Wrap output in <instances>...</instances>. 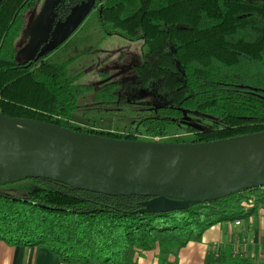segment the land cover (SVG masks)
Here are the masks:
<instances>
[{
  "label": "trees",
  "instance_id": "trees-1",
  "mask_svg": "<svg viewBox=\"0 0 264 264\" xmlns=\"http://www.w3.org/2000/svg\"><path fill=\"white\" fill-rule=\"evenodd\" d=\"M38 0H0V112L117 140L210 142L264 132V0H59L54 21L88 4L79 23L48 52L15 61L25 14ZM95 14L100 29L84 30ZM117 34L142 38L137 84L75 83L69 67ZM106 79L109 72L99 71ZM154 95L161 104L142 102ZM185 112L212 118L208 130ZM188 115H191L188 113ZM183 128L188 135L175 131ZM252 192L254 196H247ZM254 199L252 207L247 200ZM152 198L113 197L58 182L27 179L0 186V241L45 248L67 264H159L215 224L247 219L264 188L163 213H142Z\"/></svg>",
  "mask_w": 264,
  "mask_h": 264
},
{
  "label": "water",
  "instance_id": "water-1",
  "mask_svg": "<svg viewBox=\"0 0 264 264\" xmlns=\"http://www.w3.org/2000/svg\"><path fill=\"white\" fill-rule=\"evenodd\" d=\"M27 179L152 198L142 213L179 210L264 188V132L199 143L130 141L0 112V186Z\"/></svg>",
  "mask_w": 264,
  "mask_h": 264
},
{
  "label": "rangeland",
  "instance_id": "rangeland-1",
  "mask_svg": "<svg viewBox=\"0 0 264 264\" xmlns=\"http://www.w3.org/2000/svg\"><path fill=\"white\" fill-rule=\"evenodd\" d=\"M59 0H38L33 9L25 14L24 24L21 33L15 41V61L23 63L29 59L48 52L66 38L81 20L86 11L77 6L71 14L62 22L54 21L53 7ZM84 6V5H82ZM84 30L100 29L95 14L88 17ZM67 33V34H66ZM145 52V44L142 38L129 40L117 34L105 36L104 42L96 47L89 55L83 56L74 61L69 67V77L76 76L75 83L94 84L96 86L106 80H118L122 84H137L138 81L132 70V66L142 62V55ZM99 71L109 72V76L103 79ZM142 102L161 104L160 99L154 95L144 94L139 98ZM191 114V115H188ZM202 130H208L212 123L209 116L199 115L195 112H185L184 122ZM186 136L184 129L175 131ZM247 196H254L247 192ZM247 200V206L252 207ZM263 208V207H259ZM258 208V209H259ZM264 209V208H263Z\"/></svg>",
  "mask_w": 264,
  "mask_h": 264
},
{
  "label": "crops",
  "instance_id": "crops-1",
  "mask_svg": "<svg viewBox=\"0 0 264 264\" xmlns=\"http://www.w3.org/2000/svg\"><path fill=\"white\" fill-rule=\"evenodd\" d=\"M81 7L85 11L89 8L88 4ZM135 260L138 264H159L158 250L142 252ZM167 261L169 264H264V209H258L247 219L213 225L200 241L189 242ZM0 264L67 263L45 248L10 246L0 241Z\"/></svg>",
  "mask_w": 264,
  "mask_h": 264
},
{
  "label": "built area",
  "instance_id": "built-area-1",
  "mask_svg": "<svg viewBox=\"0 0 264 264\" xmlns=\"http://www.w3.org/2000/svg\"><path fill=\"white\" fill-rule=\"evenodd\" d=\"M249 203L252 204V200H249ZM259 209H262L263 210V208H259Z\"/></svg>",
  "mask_w": 264,
  "mask_h": 264
}]
</instances>
